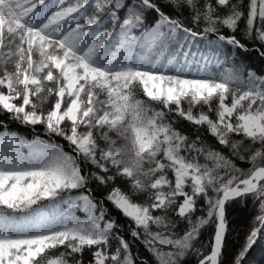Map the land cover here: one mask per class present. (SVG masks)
<instances>
[{
	"label": "snow or ice",
	"instance_id": "snow-or-ice-1",
	"mask_svg": "<svg viewBox=\"0 0 264 264\" xmlns=\"http://www.w3.org/2000/svg\"><path fill=\"white\" fill-rule=\"evenodd\" d=\"M245 57L264 65V0H0V264H248L264 74ZM234 204L252 217L229 255Z\"/></svg>",
	"mask_w": 264,
	"mask_h": 264
},
{
	"label": "trees",
	"instance_id": "trees-1",
	"mask_svg": "<svg viewBox=\"0 0 264 264\" xmlns=\"http://www.w3.org/2000/svg\"><path fill=\"white\" fill-rule=\"evenodd\" d=\"M245 59L254 71H256L258 74H264L261 73V68L264 67V65H261L258 60H256L255 58L249 59L247 57H245ZM13 130L24 132L22 128H15L14 126ZM25 135H28V137L31 138L30 133L25 132ZM94 195H96V193H94ZM112 212L114 216H117L121 223H126V221L122 217H120L119 213L116 210L113 209ZM76 215L83 218V213L80 211H77ZM226 215L228 216L229 228L233 229V231L231 232V236L228 239V254L231 255L243 241L245 231L252 217V212L243 205L234 204L227 209ZM211 232L212 230L210 228L203 231L202 239L205 242L210 240ZM138 248L139 253L142 257H146L151 260L150 254L144 249L142 245H139ZM133 251L135 252L136 249L134 248ZM247 261L248 264H264V245L254 246L253 249H251L249 252Z\"/></svg>",
	"mask_w": 264,
	"mask_h": 264
}]
</instances>
